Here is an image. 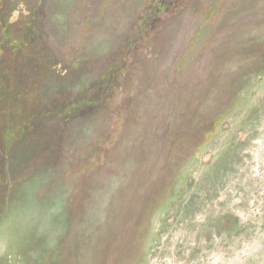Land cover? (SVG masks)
<instances>
[{"label": "rangeland", "instance_id": "1", "mask_svg": "<svg viewBox=\"0 0 264 264\" xmlns=\"http://www.w3.org/2000/svg\"><path fill=\"white\" fill-rule=\"evenodd\" d=\"M0 264H264V0H0Z\"/></svg>", "mask_w": 264, "mask_h": 264}]
</instances>
